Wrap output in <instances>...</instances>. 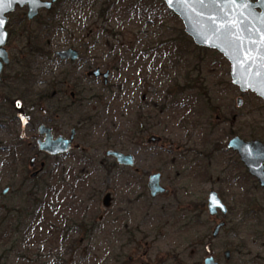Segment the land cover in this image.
<instances>
[{
	"label": "rangeland",
	"instance_id": "obj_1",
	"mask_svg": "<svg viewBox=\"0 0 264 264\" xmlns=\"http://www.w3.org/2000/svg\"><path fill=\"white\" fill-rule=\"evenodd\" d=\"M64 1L55 15L59 31L53 34L54 48L78 49L84 57L78 66L80 73L96 68L110 70V89H104L102 79L85 82L86 96L101 94V102L106 104L90 105L92 115L100 114L101 125L89 128L84 124L77 139L80 150L64 159L63 169L52 175L46 172L33 182L27 181L45 160L34 148L38 131L18 109V99L5 103L9 92L5 86L1 89L0 113L4 116L0 118V148L21 138L22 149L30 152L24 155L25 162L11 166L10 154L0 151V222L7 220L0 227V264H204L209 256L225 263L226 250L232 252L230 264H264V189L246 179L244 169L231 166L230 170L241 178L231 184L221 181L222 168L212 180L178 181V196L183 202L179 207L199 208L198 200H206L207 192L215 188L230 208L226 216H197L191 228H184L183 222H177L180 214L172 219L162 210L178 197H173L176 188L169 182L176 175L173 171L167 180L165 177L170 192L152 198L137 182L126 187L121 181V168L108 176L101 166L102 162H114L106 157L107 150L119 149L136 154V168L142 173L161 171L170 158L166 150L173 149L196 168L200 165L198 158L186 150H206L205 138L210 137L211 125L217 133L220 131L224 144L226 130L249 134L252 123L264 136V100L234 86L230 63L215 50H203L185 38L182 21L165 10L160 0H152L150 9L144 7L146 0H122L126 6L116 4L104 17L100 15L103 0ZM77 1L81 4H75ZM17 7L11 22H22L8 46L11 58L23 47L22 36L38 26L37 21L27 19L26 7ZM109 43L113 49L107 46ZM36 61L41 64L40 59ZM115 64L118 69H114ZM46 67L49 73L51 64ZM10 71L6 68L3 74L7 76ZM54 73L57 76L55 69ZM45 82L33 86L32 92L46 89ZM239 98L243 100L241 107L237 105ZM142 108L155 120L152 131L140 139L134 134ZM86 110L90 112L89 107ZM12 112L18 118L10 122ZM234 115L236 120L232 119ZM65 122L61 120L55 126L69 135L75 123L69 119ZM109 134L122 141L117 148L107 143ZM151 134L162 141L147 143ZM81 148L87 150L85 162ZM34 156H38V163L32 169L29 162ZM225 159L233 160L227 154L218 160ZM46 163V170L56 165L52 159ZM78 176H85L86 181L79 184ZM138 176L142 178V174ZM7 187L10 191L4 196ZM39 187L43 189L40 195L36 193ZM107 192L116 196V204L108 212L102 206ZM221 221L227 224L214 239L212 232ZM134 230L141 241L137 247L126 244L127 232Z\"/></svg>",
	"mask_w": 264,
	"mask_h": 264
},
{
	"label": "flooded vegetation",
	"instance_id": "obj_2",
	"mask_svg": "<svg viewBox=\"0 0 264 264\" xmlns=\"http://www.w3.org/2000/svg\"><path fill=\"white\" fill-rule=\"evenodd\" d=\"M48 1H52V0H48ZM58 1L59 0L54 2L50 9L41 10L40 14H43V13L45 14L47 12L54 10L53 14L56 15V12L59 10L58 8L62 4H64V2L58 3ZM77 2L78 3H75V4H81L79 1H77ZM253 2H257V0H253ZM18 8L19 7H17L16 10ZM26 8H27V12H28V7L26 6ZM257 10L261 11L260 8H257ZM14 12H12V13H14ZM12 13L8 14L9 19H8V24H7V28H6L8 33H9V36H8V42L5 45V48L8 52V55H9V63L4 64V68H3V71L1 74L2 79L0 82V91H1V89H3L4 86H6L5 88L8 89L9 93L4 98L5 103L7 105H9L15 99H18L20 102L17 104L18 109L19 110L22 109V112L25 114L26 118L29 120L30 127L33 128V130L36 129L38 131L39 138L37 139V142H36L34 148L36 150V153L38 155L43 156L45 158V160L40 163L39 169L35 170V172H33L31 174L29 181H27V182H33L35 180L37 181L41 177H44L46 172H47V174L52 175L53 173L57 172V170L60 171V169H63L64 159L66 157H68L71 153H73L74 150H80V144L77 143L78 134L81 135L82 127L84 126V124L86 126H88L89 128L92 127V126L87 125V123L81 121V108L84 107V109H86L88 107V105H91L92 103H94V104L97 103L98 98L100 100H102L101 94H98V93L95 95L90 94L89 96H86L88 94V91L85 89V82H87L88 80H91L93 78L102 79L104 89L109 90L110 89L111 71L108 69L106 71H103L101 68H96V69H100L103 73H106V72L109 73L108 84H105V80L103 77H94V76L89 75L90 72H92L96 69L88 70L87 73H85V72L80 73L78 66H79V63L84 60V57L80 53V51L78 49H76L75 47H69V48H72V49L78 51V53H79L78 59H76L75 61L70 60V59L69 60H62L61 58H59L57 56V52L62 51V50H56L53 46L54 41H48V43L52 47L51 49L53 51V56L57 59L59 66H57V67L51 66L49 69V73H48V70L46 67V63L48 62V55H47V49L45 48L46 51L44 50L45 52L43 53V55H40L41 58H38V59H40V63L42 65L45 64L44 65L45 67L41 68L39 70L40 64L37 61H35L36 62L35 65H31L30 70L32 71V73H31L32 80L29 83L30 91L28 90V92H26V93H21L22 91L27 89L26 88L27 82L23 81V78L21 77L22 73L18 72L21 68H18V66L22 62H24L25 58L28 55V52L32 49L29 44L32 41V39H31L32 35L38 26L35 29L29 31L27 36H24V35L22 36V39L24 38L23 47L20 50L14 52L13 57L11 58V52L9 51L8 46L10 44V40H13V38L16 37L17 26H20V23L22 22V20H20L21 22H15V21L11 22V20H12L11 16L13 15ZM38 16L35 19L30 20V19H28L27 13H26V17L29 21H37L36 19L38 18ZM25 37L27 40H25ZM69 48H67V49H69ZM113 48H114V46H113ZM63 50H66V49H63ZM119 61L122 62V60H119ZM116 65L117 64H115L114 69H116V68L118 69V67ZM89 67H92V66H89ZM6 68H11V71L7 76H5L3 74V72ZM15 69H17L18 71H15ZM54 69L56 70V75L59 74L60 72L62 73L65 70H68V74H67L68 79L64 81L62 89H59V90L54 89V90H52L51 95H48L47 90L50 86L51 80L55 76L54 75L55 73L53 71ZM120 71H122V70H120ZM83 75H85L86 78L82 79ZM19 79L22 80V84H21L22 89L21 90L16 85L17 84L16 80H19ZM36 79H38V80L36 81ZM44 82L48 86L46 89L32 92L31 88L33 86L35 88V86L38 83L41 84ZM232 84L234 86L238 87L239 90L241 91V89L238 85H235L233 82H232ZM82 90H83L84 94H80V92ZM29 92L32 95L33 99H28ZM247 92H251V91H247ZM7 97H9V101L7 100ZM0 99H1V96H0ZM239 99H241V98H239ZM239 99L237 101H239ZM242 104H243V100H242ZM242 104L239 105V102H237V105L239 107H241ZM104 105H106V104H104ZM18 109H16V110H18ZM144 112L145 111L143 110V108L138 110V116L139 117L137 118L138 129H137L136 135L140 139L142 136L144 138L145 135H148L152 131V129L154 128L153 123H154L155 117L152 116V114H146ZM11 114H12V116H10V117H12L13 119H10V122H12L18 118V116L17 117L15 116L16 112H12ZM2 116H4V115L2 113H0V118ZM159 116H160V114H159ZM65 119H69L71 121V123H72V121H74V123H75V126H73L71 128L69 135H67L68 133L57 131V127L55 126V124L59 123L61 120H63V122L65 124L66 123ZM225 119H227V117H225ZM232 119L236 120V115H234ZM41 126H45V127L51 129V133H52L54 140L58 139L59 137H63L64 139L69 140L71 138L72 132L75 131L74 139H73V143L71 145V148L67 152H62V153L57 154V155H53V154H50L46 151L40 150L39 141L45 140V136H43L39 130ZM209 127L211 129V132H210V137L205 138L206 139L205 143L207 146L206 150L201 149L199 151V150H194L192 148L186 150V152L190 156L193 155L195 157V159L198 158L197 162H199L200 165H198V167H196V168L193 165L189 166L188 162H186V160L184 159L186 156H183V155L180 156L181 154L180 153L178 154L173 149L166 150V153L168 156H170V158H169V162L164 163V166H163L164 169H162L161 171H154V172L146 171V172L142 173V171H143L142 169L136 168L138 166L137 162H136L137 161L136 160L137 159L136 154L131 153V152H124V151L119 150V149H112V150H118V151H121V152H124L127 154H129V153L134 154L135 163L133 166L119 164L114 157H108V158L114 160L113 163L102 162L101 166L107 172L108 176H112V174L115 173L114 171L116 169L121 168L120 169L122 172V173H120L121 174L120 175L121 181L126 183V187L131 186L133 182H137L139 185L142 186V188L144 190L147 189V191L150 193V196L152 198L164 196L170 192L169 186H167L165 183V177L167 180V177L170 176L169 172H171V171H173L176 174L175 177L173 179L170 178V181H169L171 187L173 189L176 188L173 197H176L179 195V188L177 187L178 181L190 180V179H192V180L202 179L204 182V181L212 180V178L214 177V174L216 172L218 173V170L220 171L221 168H222V171L220 172L219 176L224 177L221 180L223 183L231 184L232 182H234V183L237 182L241 178L237 174H234V171L244 169L245 178L249 179V180H253L255 182V184H258L261 188L264 189V187L262 186L258 177L256 175L251 174L249 168L243 162V160L240 156V153L237 150L229 147L230 140L233 138H236V137L242 139L245 142H251V141L258 140L264 144V136H262V134L259 133V130H258V132L256 131L255 124L252 123L248 127V129H249L248 133L249 134H244V133L242 134L239 132H235L232 129L226 130V136L228 137L226 144L223 143V138H221L222 135L220 134V131H218V133H217L216 130H213L215 126L213 127L211 125ZM9 128H10V125H9ZM257 135H259V136L261 135L262 137H258ZM86 137L88 139L89 136L86 135ZM152 138H157L158 140L156 142H151ZM161 141H162V138L160 136H156V135H152V134L147 139V143L155 144V145L159 144ZM23 145H24V143L21 141V138H16V141L13 144L9 145L8 147L6 146V148L5 147L0 148V151L1 150L4 152L7 151L10 154L9 158L11 161V164H10L11 166H13V164L16 165V163H18V162H20V163L25 162L24 157L26 156V154H28V151L30 152V150L25 151L24 149H22ZM19 150H21V152H19ZM81 151H82V155H84L83 156L84 159H82L84 161H82V162H85L87 160V158L85 156V155H87V150L85 148H81ZM19 153H21V155ZM226 154L228 156H230V158H233V160H231V159H228V160L225 159L223 161L218 160L219 157H223ZM22 158H23V160H22ZM33 158H35L36 160L32 164ZM33 158H31L29 165L32 169H35L37 166V163H38V156H34ZM19 159H20V161H19ZM50 159L54 160L56 162V165L54 167L46 170L47 169L46 161H48ZM231 161H232V163H231ZM231 166H233L235 170L234 169L230 170ZM263 166H264V164H263ZM139 167H142V165L141 166L139 165ZM138 174L139 175L142 174V178H140L138 176ZM154 175L160 176V180H159L160 186L162 188H164V190H165L163 193H159L157 195H153L152 190H151L150 185H149L150 184V178ZM225 175L227 176V180L225 178ZM62 176H64V174ZM78 177L79 178H78L77 182L80 184V182H81L80 180H82L83 177L82 176H78ZM145 177H147V184L146 185H145ZM83 179H85V176ZM47 181L48 180H46L45 183L49 185V183ZM83 181L85 182L86 179ZM36 186H38V185L36 184ZM7 188H9V187H7ZM9 191H10V188H9ZM247 191H246V193L249 194V192H247ZM212 192H215L218 195V197L222 200V202L226 205V207L228 209V213H227V215H228L230 212V208L227 206V204L225 202L226 199L223 196L222 192H220V190H217L215 188H212L207 192L208 194H207L206 200H205V198H200L198 200V203L196 205L199 206V208L193 207L194 208L193 209L191 207H185V208L179 207L178 203H181L182 200H181V197L178 196L174 202H171L172 204L174 203L173 205H171L169 207L163 206V208H162L163 213L166 214V216H167V214H171L172 219H176L177 214H180V215L186 214L185 215L186 219L184 222V228H191L193 225L191 222V219H193V222H194V219L197 216L204 217L206 215V217H216L219 214L226 216L221 211H219L217 214H215L213 216L210 215V213H209V197H210V194ZM107 193H111L112 196L115 198L113 205L109 209H107V210L105 209V211L108 212L115 206L116 196L112 192H107ZM3 195L5 196V194H3ZM192 205H193V203H192ZM202 212H204V214H201ZM177 222L182 223L180 220L178 221V218H177ZM221 222H226V221H221ZM221 222H219V223H221ZM214 230H213V232H214ZM213 232H212V236H213ZM127 237H128V239H127L126 244L128 246L135 245V247H137V245L138 246L141 245V241L138 242V239H137L138 238L137 231H135V230L134 231H128ZM214 239H216V238H214Z\"/></svg>",
	"mask_w": 264,
	"mask_h": 264
},
{
	"label": "water",
	"instance_id": "obj_3",
	"mask_svg": "<svg viewBox=\"0 0 264 264\" xmlns=\"http://www.w3.org/2000/svg\"><path fill=\"white\" fill-rule=\"evenodd\" d=\"M57 0H37L35 4L30 0H14L11 6L3 13L5 19L4 32L6 33L4 43L0 45V82L4 64L9 63V55L5 48L8 42L9 33L7 31L8 14L14 12L17 6L28 7L27 17L35 19L43 9H50ZM167 7L175 13L183 22L185 32L191 37L193 42L199 46L212 50H217L231 64L230 75L232 82L238 85L242 92L252 91L264 100V0H236V3H229V0H205L203 5L181 3L173 0L169 4L168 0H163ZM260 8L261 11H258ZM246 29V30H245ZM239 36V40H237ZM250 37V39H249ZM236 44L243 41L242 50L235 48ZM57 56L62 60H76L79 57L78 51L69 48L57 52ZM259 73V74H257ZM90 76L103 77L105 84H108L109 73H103L96 69L89 73ZM239 105L242 100L239 99ZM40 133L45 136V140L39 141V148L50 154L57 155L67 152L73 143L75 131L71 138L59 137L54 140L51 129L45 126L40 127ZM157 138H152L151 142H156ZM229 147L237 150L249 168L251 174L256 175L264 187V144L258 140L245 142L236 137L230 140ZM107 157H114L119 164L133 166L135 163L134 154H127L118 150H107ZM32 159V164L35 162ZM160 176L154 175L150 178V188L153 195L163 193L165 190L160 186ZM9 188L3 191L7 194ZM212 197L219 202L211 203ZM115 198L111 193L104 195L102 206L109 209ZM221 211L227 215L228 209L215 192L209 197V213L215 215ZM226 226V222L219 223L213 232V238H217L221 230ZM232 252H224L225 263L216 261L214 256H209L204 260V264H230Z\"/></svg>",
	"mask_w": 264,
	"mask_h": 264
},
{
	"label": "trees",
	"instance_id": "obj_4",
	"mask_svg": "<svg viewBox=\"0 0 264 264\" xmlns=\"http://www.w3.org/2000/svg\"><path fill=\"white\" fill-rule=\"evenodd\" d=\"M71 1H72V3L75 2V0H71ZM123 1L126 3V0H123ZM62 2H65V1L64 0H59L58 1V3H62ZM124 2H122V0H103V6L100 8V15L102 17H104L105 14L109 11V9H111L112 7H114L116 4H120L121 3L123 6H126V5H124ZM140 2H142V1H140ZM145 2H146V5L144 4L145 9H150V7H153V5H152L153 1L152 0H146ZM160 3L164 7V9L167 10L171 15L177 17L173 12H171L167 8V6H166V4L164 3L163 0H160ZM53 13H54V10L53 11H50V12H47L45 14H40L38 16V18L36 19L37 22H38V27L35 30V32L33 33L32 38H31L32 41L29 44L32 49L28 52V55L25 58L24 62H22L19 65L21 67H18V68H21V69L19 71L17 69H15V71H18V72L22 73L21 77L23 78V81L27 82V85H26V88L27 89L24 90V91H22L21 93H26V92H28V90L30 91V89H29V83L32 80V78H31L32 77V75H31L32 71L30 70V67H31V65H35V63H36L35 61L38 58H41L40 55H43V53L46 51L45 48L47 49V55H48V62L46 63V66L48 64H51L52 67L59 66V63H58L57 59L53 56V51L51 49L52 47L48 43V41H53V37H54L53 34L55 32H57V31H59L56 28V23L57 22L56 23L54 22V21H56L55 20L56 18H55V15ZM182 34H183V36L185 38L189 39L190 42L194 45L193 40L185 33L184 30H182ZM174 42H176V45L178 46L177 41L175 40ZM168 43L172 47L171 42L168 41ZM107 46L110 47L111 49H113V45L111 43L107 44ZM165 48L168 49V45ZM202 49L203 50H207L206 48H202ZM178 50L180 51V47H178ZM174 51H175V49H174ZM141 53L147 56V52L142 51ZM216 53H218V52L216 51ZM221 57L223 58L222 55H221ZM44 65L45 64H43V65L40 64L39 65V70L41 68H44L45 67ZM67 74H68V70H65L64 72H62V73L60 72L59 74H57V76H55L51 80L50 86H49V88L47 90L48 95H51L52 90H54V89H58V90L59 89H62L64 81L68 79V77H67L68 75ZM84 78H86L85 75L82 76V79H84ZM16 83H17L16 85L18 86V88L21 90L22 89V87H21L22 80L21 79L16 80ZM29 94H30V92H29ZM29 94H28V99H33L32 98V95L31 94L29 95ZM80 94H84L83 90L80 92ZM7 100L9 101V97H7ZM97 100H98L97 101V104H99L100 106L101 105L104 106V104H102V102H101V100L99 98ZM88 107H89L90 112H87V110L84 109V107L81 108V121L87 123V125L92 126V127L97 126V125H101L100 124V121H101L100 120V114L92 115V113L94 111L91 109L90 105H88ZM136 122H137V120H136ZM136 127L138 129V125L137 124H136ZM136 132H137V130H136ZM136 132H135L134 135H136ZM121 142L117 138L113 139V135L112 134H109V136H108V142L107 143H109V145L111 143V145L113 146V148H117L115 146L116 145H119ZM82 161H84V160H82ZM83 180H85V179L82 178V180H80L81 181L80 184L82 182H84ZM41 192H43V189L40 188V187H39V189L37 188L36 193L38 195H40ZM7 218H8V216H7ZM185 219H186V217H185L184 214H181V215L178 216V221L180 220L181 222L184 223L185 222ZM191 222L193 224V219H191ZM194 222H195V219H194ZM94 223H96V222H93L92 226L95 225ZM3 224L4 225L7 224V220L6 219H3L0 222V227Z\"/></svg>",
	"mask_w": 264,
	"mask_h": 264
},
{
	"label": "snow or ice",
	"instance_id": "obj_5",
	"mask_svg": "<svg viewBox=\"0 0 264 264\" xmlns=\"http://www.w3.org/2000/svg\"><path fill=\"white\" fill-rule=\"evenodd\" d=\"M14 2V0H0V45H2L5 41V35L6 33L3 31L5 27V19L3 18V13L11 6V4ZM31 3L35 4L37 0H30ZM169 4L173 2V0H168ZM181 3H189L190 0H179ZM191 3L193 4H201L203 5L205 3V0H191ZM229 3H236V0H229ZM246 30V29H245ZM239 40V36L236 38ZM250 39V37H249ZM235 44V48L237 50H242L243 47V41H240L239 44H236L235 41L233 42ZM262 59H264V55H262ZM259 74V73H257ZM19 106V105H18ZM211 203H219L215 197H212Z\"/></svg>",
	"mask_w": 264,
	"mask_h": 264
}]
</instances>
